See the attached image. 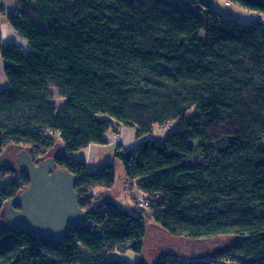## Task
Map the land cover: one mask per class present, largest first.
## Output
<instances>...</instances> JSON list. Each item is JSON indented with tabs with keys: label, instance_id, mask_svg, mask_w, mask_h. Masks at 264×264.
Here are the masks:
<instances>
[{
	"label": "trees",
	"instance_id": "16d2710c",
	"mask_svg": "<svg viewBox=\"0 0 264 264\" xmlns=\"http://www.w3.org/2000/svg\"><path fill=\"white\" fill-rule=\"evenodd\" d=\"M227 1L259 16L177 0H18L12 11L0 1V156L14 144L38 162L61 140L55 161L75 175L86 213L61 240L0 225V264H147L110 258L142 252L144 214L190 241L231 240L154 264H264V0ZM3 16L27 47L4 41ZM116 123L137 131L115 155L148 200L142 215L98 199L96 188L116 183L115 163L92 170L72 155L107 143ZM168 124L165 137L153 135ZM21 171L1 174L0 216L20 208L9 203L30 184Z\"/></svg>",
	"mask_w": 264,
	"mask_h": 264
},
{
	"label": "rangeland",
	"instance_id": "374dc122",
	"mask_svg": "<svg viewBox=\"0 0 264 264\" xmlns=\"http://www.w3.org/2000/svg\"><path fill=\"white\" fill-rule=\"evenodd\" d=\"M1 1V0H0ZM2 2V1H1ZM9 11L15 9L18 0H4L3 1ZM181 5L193 4L194 6H200L204 3L215 10L233 18L240 19L242 14L246 11L238 4L229 2L227 0H177ZM254 17L259 15L256 12H252ZM2 20H7L5 16ZM8 31L5 32V38ZM10 31V37H11ZM13 36V34H12ZM8 42V41H6ZM19 43V42H18ZM24 47H27V43H19ZM8 84L6 74L4 72V60L0 58V88ZM53 100L61 106L64 101V97L61 96L56 87H52ZM116 130H112L108 134V142L105 144H98L94 148H85L74 151L73 157L77 160H82L88 163L89 169H95L96 167L106 163L113 162L116 167V183L113 188L106 191L105 195H101L98 199L100 201L112 200L116 202L121 208L130 212L133 215H142L137 207H139V200L142 198L134 185L127 182L125 166L123 161L115 155L118 145L125 146L126 143L134 141L136 144L138 141L137 131L131 126H122L115 124ZM174 124L168 125H156L153 135L158 137H165L173 128ZM27 148V147H26ZM23 149L20 145H9L0 156V177L4 170L12 169L19 175L22 171L20 164V152ZM29 149V148H28ZM27 149V150H28ZM65 153V147L61 140H58L56 146L51 150L50 156H56ZM89 154L91 155L89 157ZM7 179V178H6ZM97 191H95L96 193ZM144 222L147 226V234L144 241V248L142 252H127V253H115L111 254L110 258H117L125 263H134L136 261H143L147 264L156 263L162 256L172 255L177 257L181 261L192 260V258H200L205 255H211L213 252L222 250L229 245V239L224 237H217L211 239H203L198 241H190L185 237H179L171 234L167 230L163 229L153 219L144 214ZM10 218L8 211H5L4 215L0 216V225L10 226ZM211 258V257H209ZM208 258V261H209ZM220 264H237L234 260L223 259L219 261Z\"/></svg>",
	"mask_w": 264,
	"mask_h": 264
},
{
	"label": "water",
	"instance_id": "95a60500",
	"mask_svg": "<svg viewBox=\"0 0 264 264\" xmlns=\"http://www.w3.org/2000/svg\"><path fill=\"white\" fill-rule=\"evenodd\" d=\"M19 159L30 184L9 203V207L20 206L12 209L10 226L48 240L65 238L69 226L85 222L75 175L60 167L54 156L36 162L30 151L23 148Z\"/></svg>",
	"mask_w": 264,
	"mask_h": 264
},
{
	"label": "crops",
	"instance_id": "0c3cea01",
	"mask_svg": "<svg viewBox=\"0 0 264 264\" xmlns=\"http://www.w3.org/2000/svg\"><path fill=\"white\" fill-rule=\"evenodd\" d=\"M2 1V3L5 5V3L3 2L4 0H1ZM18 3V2H17ZM6 6V5H5ZM17 6V5H16ZM7 8V7H6ZM16 8V7H15ZM7 10H8V8H7ZM245 10V9H244ZM246 11V13L243 15H241L242 17L240 18V19H242V21H245V22H249V21H251L253 18H254V16L252 15V12L251 11H247V10H245ZM6 18V17H5ZM2 26H3V36H4V41L6 42V41H8V42H10V41H15V42H19V43H27L24 39H22L19 35H18V33L13 29V27L11 26V24L8 22V20H5V21H3L2 20ZM6 31H8L7 32V34H6V36L8 35V37H6L5 38V32ZM10 31H12L11 32V37H10ZM12 34H13V36H12ZM7 43V42H6ZM7 85H5V86H3L2 88H4V87H6ZM2 88H0V89H2ZM108 139H109V137H108ZM98 144H92V145H90L88 148L90 149V148H94L95 146H97ZM135 145V143H134V141H132V142H129L128 144L126 143V145L125 146H129V147H131V146H134ZM92 155V154H91ZM90 154H89V157L91 156ZM87 163V162H86ZM87 165H88V163H87ZM89 167V166H88ZM95 191H97L96 193H97V195H105L106 194V191H104L103 189H101V188H96L95 189ZM141 195H142V193H141V191L139 190L138 191Z\"/></svg>",
	"mask_w": 264,
	"mask_h": 264
},
{
	"label": "built area",
	"instance_id": "2783aa9c",
	"mask_svg": "<svg viewBox=\"0 0 264 264\" xmlns=\"http://www.w3.org/2000/svg\"><path fill=\"white\" fill-rule=\"evenodd\" d=\"M139 205H140V207L147 206L148 205V200L144 196H142V198L139 200ZM214 263L215 262H212V264H214Z\"/></svg>",
	"mask_w": 264,
	"mask_h": 264
},
{
	"label": "flooded vegetation",
	"instance_id": "af4514ba",
	"mask_svg": "<svg viewBox=\"0 0 264 264\" xmlns=\"http://www.w3.org/2000/svg\"><path fill=\"white\" fill-rule=\"evenodd\" d=\"M17 209H20V208H17ZM8 211H9L8 213H9V215H10V213L12 212V209H9Z\"/></svg>",
	"mask_w": 264,
	"mask_h": 264
}]
</instances>
